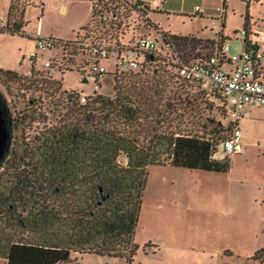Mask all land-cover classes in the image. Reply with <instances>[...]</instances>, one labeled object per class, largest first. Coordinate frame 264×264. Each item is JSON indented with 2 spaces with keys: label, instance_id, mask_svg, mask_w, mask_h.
Segmentation results:
<instances>
[{
  "label": "trees",
  "instance_id": "16d2710c",
  "mask_svg": "<svg viewBox=\"0 0 264 264\" xmlns=\"http://www.w3.org/2000/svg\"><path fill=\"white\" fill-rule=\"evenodd\" d=\"M120 1L89 0V19L75 36H47V48L60 51L50 67L87 76L109 53L120 52L121 45H133L154 30L160 34L157 49L136 52L137 67L115 65L111 74L116 82L118 75L151 73L164 86L121 81L120 86L114 85L113 97L96 94L85 103H80L77 93H67L61 102L65 113L35 137L24 155L12 157L15 151L8 148L0 159V170L6 167L10 180L9 187L0 191V258L6 264H73L77 260L71 253L125 256L127 264H132L138 249L133 236L149 166L230 169L228 155L215 157L230 124L211 121L215 126L210 132L216 137H204L184 133L166 113V105L174 98L166 87L172 81L177 90L187 92L188 103L200 97L226 111L222 94L204 80H188L179 73L181 67L206 63L211 57L216 65L228 63L221 53L222 34L213 38L171 34L150 19V8L143 0ZM12 6L10 0L8 13ZM21 27L22 23H16L10 29L6 23L3 28L15 32ZM127 29L131 33L124 37ZM0 73L18 77L12 70L0 68ZM58 103L51 101L50 109L58 110ZM0 110L11 137L15 123L1 92ZM9 159L12 162L6 166ZM249 259L264 264V249Z\"/></svg>",
  "mask_w": 264,
  "mask_h": 264
},
{
  "label": "rangeland",
  "instance_id": "374dc122",
  "mask_svg": "<svg viewBox=\"0 0 264 264\" xmlns=\"http://www.w3.org/2000/svg\"><path fill=\"white\" fill-rule=\"evenodd\" d=\"M9 1L0 0V16L6 20L10 29L14 24L22 23L20 31L11 32L0 28L3 30L0 31V68L15 71L18 75L13 78L0 73V92L6 99L12 122L15 123L9 144V149L15 151L12 157L24 155V150L33 144L35 137L50 123H54L55 118L59 119L65 113L66 108L61 106V102L67 93H77L80 103H85L96 94L113 97L116 91L114 85L126 84L128 80H140L144 87L153 84L164 86L158 82L159 76H152L151 73L118 75L120 79L115 82L111 74L115 69L114 54L103 62L106 72L98 78V82L93 77L81 76L76 70H63L61 73L57 68L49 69L45 63L58 58L60 51L56 48L37 50V39L47 37L44 34L75 36L90 16L89 0H12V10L8 13ZM146 2L151 7L148 12L150 19L163 31L175 35L195 34L211 38L222 33L225 42L230 45V55L243 49L240 35L243 20L241 16L244 17L249 11L255 20L264 19V0H231L233 11L228 10L225 25L223 0ZM195 4L198 5L197 8L194 7ZM130 33L131 30L127 29L123 36L128 37ZM151 34L158 37L154 30ZM123 36L120 35L121 38ZM33 51H37L39 56L42 54L41 60L33 63L30 58ZM125 59L128 58L125 56ZM67 67L75 68L74 65ZM144 79L149 81L150 85ZM172 82L166 86L172 89L174 97L166 105V113H170L173 121L178 123L184 133L196 132L204 137L215 138L214 133L210 132L215 126L211 121L216 123L218 120L223 125L230 124L226 111L218 106L215 108V104H209L207 99L200 97L188 103L187 92L177 90ZM142 83H138V87L142 86ZM51 101L60 102L58 110L50 109ZM253 109L255 112L244 116L240 124L251 143L245 146V153L229 155V171L215 172L171 165L148 167L133 236L140 249L133 256V264H254L253 260L246 259L245 256L254 253L256 245L258 249H264V108ZM215 157H226L221 145L217 148ZM11 162L9 159L6 166ZM6 172V167L0 170V191L10 185ZM159 191L176 194L179 206L204 202V214L197 206L198 211L191 213V218L187 221L179 217L164 221L151 218L157 216L154 206L155 202H158ZM239 199L242 202L248 201V206L240 207L245 208L240 210L243 215L230 206ZM166 212L169 213L167 210ZM165 217L167 216L163 208L161 219ZM202 218L204 226L201 223ZM238 219L244 225L246 221H250L253 229L251 240L243 243L242 238V245L237 244L238 241L231 233V226ZM167 236L176 241L174 244L180 245L179 254L182 255L173 261L165 260L168 256V246L165 244L172 245L170 237ZM147 239L158 243L160 252L156 256L142 253L141 247ZM203 242L204 254L201 246ZM71 258L77 260L73 264H127L125 256L72 253ZM0 264L6 263L0 258Z\"/></svg>",
  "mask_w": 264,
  "mask_h": 264
},
{
  "label": "built area",
  "instance_id": "2783aa9c",
  "mask_svg": "<svg viewBox=\"0 0 264 264\" xmlns=\"http://www.w3.org/2000/svg\"><path fill=\"white\" fill-rule=\"evenodd\" d=\"M6 25L5 20L0 16V28ZM158 37L150 33L143 34L135 44L126 47L120 46V52L109 53L108 58L114 54L115 65L119 68L137 67L139 60L134 58L136 52H152L157 49L160 34ZM243 49L236 54L228 55L229 43L224 39L221 43V53L226 61L231 64V68L225 69L223 65H216L215 58L211 57L206 63H194L189 67H181L180 75L184 78L201 79L208 84V87L224 96L227 117L231 128L226 138L221 142V147L226 155L237 154L243 151L242 133L238 127V121L242 117L245 106L264 107V27H247L240 31ZM47 37L37 39V50H44L49 45ZM248 43L246 46L245 44ZM102 55L107 56L108 52L102 51ZM125 56L128 59H125ZM33 63L41 60L37 51L30 53ZM52 61L48 60L45 65L51 68ZM211 65V66H209ZM106 72L103 64L93 65L88 73V77H93L95 81Z\"/></svg>",
  "mask_w": 264,
  "mask_h": 264
},
{
  "label": "crops",
  "instance_id": "0c3cea01",
  "mask_svg": "<svg viewBox=\"0 0 264 264\" xmlns=\"http://www.w3.org/2000/svg\"><path fill=\"white\" fill-rule=\"evenodd\" d=\"M145 2H144V5L145 6H148L150 9H151V7H150V5H149V3H147L146 2V0H144ZM230 1L231 0H227L226 2H225V4H223V2H222V9H223V12L222 13H224V16H226L225 18H224V25L226 24V20H227V15H228V10H231V11H233V9H231V6H230ZM249 1H251V0H249ZM194 7H198V5L197 4H195V6ZM198 10H200V9H198ZM226 14V15H225ZM201 15H204V14H201ZM245 16H247V20L245 19ZM241 18H243V20H242V27H241V30L243 29V28H247V27H257V28H262V27H264V19L262 20V21H259L258 19V21L257 20H255V18L253 17V16H251V14H250V12L248 11V13H246L245 15H244V17L243 16H241ZM264 18V17H263ZM4 19V18H3ZM89 18H87V20H88ZM241 23V22H240ZM220 34H222V33H220ZM44 35H46V36H54L53 34H44ZM54 37H58V38H63V39H68V38H72V37H61V36H54ZM200 37H202V36H200ZM208 37H210V36H208ZM223 37V36H222ZM203 38H205V37H203ZM211 38V37H210ZM223 39H224V37H223ZM225 41V40H224ZM230 46V45H229ZM230 49V48H229ZM228 55H229V51H228V53H227ZM231 64H229V63H224L223 64V68H225V69H229V68H231ZM253 107H260V106H245L244 107V110H243V114H242V117L239 119V121H238V127L240 128V130H241V133H242V143H243V151L242 152H246V149H245V146L246 145H248V144H250L251 142H250V139L245 135V132L244 131H242V129H241V126H240V124H241V121L243 120V117L244 116H247L249 113H253V112H255V111H252V109H253ZM229 108V106H226V109H228ZM261 108H264V107H261ZM254 110V109H253ZM256 110H258V109H256ZM264 110V109H263ZM252 119V118H251ZM253 120V119H252ZM255 120V119H254ZM244 132V133H243ZM254 144H255V141L253 140V142H252V145L254 146ZM245 149V150H244ZM169 191H171V189H169ZM172 192V191H171ZM171 192H167L166 194H165V192L164 191H159V193H158V197H157V199H158V202H155V206H154V211L157 213V216L156 217H153V216H151V218H158V220H162V221H164V220H169V219H173V218H176V217H179V218H181L182 220H184V221H187V220H190V218H191V213H194V212H197L198 210H197V206L202 210V212H203V214H204V202H199V203H195L196 205H194L193 203L189 206H179V205H177L178 204V201H177V199H176V194H171ZM246 200H249V199H246ZM251 203H253V201H251V200H249ZM248 204V201H245V202H242V200H237L236 202H234V203H231V207L233 208V210H236V212H238V213H241L240 212V210L241 209H245V208H240V207H242L243 205L244 206H248L247 205ZM168 206V207H167ZM163 208H165V213H166V216L167 217H165L164 219H161L162 218V209ZM166 210L169 212V213H167L166 212ZM171 211V212H170ZM241 215H243V213H241ZM245 216V215H244ZM153 223L155 224V222H154V220H153ZM201 223L203 224V226H204V221H203V218L201 219ZM232 229H231V233L233 234V238L234 239H236L238 242H237V244L238 245H242V238H243V243H247L248 241H250L251 240V231H253V229H252V225H251V222L250 221H246L245 222V225L243 224V223H241L240 222V220L238 219V220H236V221H234L233 222V224H232ZM167 237H170V236H167ZM169 241H170V243L172 244V245H169V244H165V245H167L168 247V250H166V252H167V254H168V256L167 257H165V260H171V261H173V259L175 260V258L178 256V257H180V255H182V254H179V252H180V245L178 246V244H174L176 241H174V239L172 238V237H170V239H169ZM136 243V242H135ZM137 245H138V249H140L139 248V244L138 243H136ZM143 244L144 245H146V244H148V245H151V247H146V248H144V245L141 247V251H142V253L144 254V255H154V256H156L159 252H160V250H159V245H158V243H156V242H154V241H152L151 239H147V240H144V242H143ZM201 246L203 247V254H204V242L201 244ZM256 248V249H255ZM137 249V250H138ZM254 249H255V251L256 250H258V246L256 245L255 247H254ZM137 250H136V252H137ZM254 251V252H255ZM136 252H135V254H136ZM72 254V253H71ZM75 254H78V253H75ZM134 254V255H135ZM253 253H251L249 256H245V257H247L246 259H249V257L252 255ZM79 255H81V254H79ZM133 255V256H134ZM203 257H204V255H203ZM76 259V258H75ZM177 263V262H176ZM132 264H133V260H132ZM254 264H258L257 262H254Z\"/></svg>",
  "mask_w": 264,
  "mask_h": 264
},
{
  "label": "water",
  "instance_id": "95a60500",
  "mask_svg": "<svg viewBox=\"0 0 264 264\" xmlns=\"http://www.w3.org/2000/svg\"><path fill=\"white\" fill-rule=\"evenodd\" d=\"M10 131L6 125L3 113L0 110V159L4 157L10 144Z\"/></svg>",
  "mask_w": 264,
  "mask_h": 264
}]
</instances>
